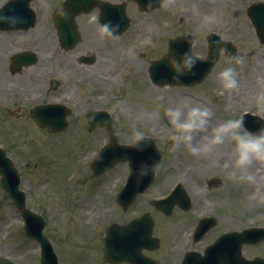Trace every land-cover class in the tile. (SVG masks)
Listing matches in <instances>:
<instances>
[{
	"label": "rangeland",
	"instance_id": "1",
	"mask_svg": "<svg viewBox=\"0 0 264 264\" xmlns=\"http://www.w3.org/2000/svg\"><path fill=\"white\" fill-rule=\"evenodd\" d=\"M3 1L0 0V5ZM175 1L173 0V3L167 7L165 6L158 14L145 15L139 12L134 14L130 12L134 24L124 39H108L101 34V27L97 21L94 23L92 20L94 15L81 16L79 18V25L82 31L80 45L74 51L57 54L53 62H48L47 57L53 52L55 53L57 44L53 41V38L49 39L48 36H43L42 34L43 28L53 26H47V23L42 21V25L40 24L33 33H30L27 39L37 42L44 63L42 67L39 66L38 68L27 70L22 78L10 75L6 53L23 38L18 36L7 38V36L0 34V93L2 89H14V87H22L25 84L40 86V84H36L39 75L42 82L47 78L61 79L60 81L64 83L66 93L72 96L69 97L70 100L74 97V89L78 87L80 98L90 93L95 99L94 101L90 100L93 103L92 106L109 108L118 120L117 130L121 134L122 139L132 134L135 135L136 131H144L149 134L151 129H154L151 133H154L155 130L164 131L165 134L169 133L171 131V124L167 116L169 108L180 107L186 112L188 108L203 106L212 110L213 116L209 122L208 132L197 133L196 141H201L218 124L227 120L240 119L243 111H251L264 118V111H260L255 102V97L264 91V46H261L257 38H255L254 29L246 13L247 6L251 2L261 0H240L239 2L236 0H223L217 13H214L215 10L211 8L217 6V1L206 3L210 5L207 10L205 5L201 3L199 10L196 7L192 11L190 10L189 14L192 17L183 21L180 25L178 21L179 17L182 18V14L172 16L173 11L178 8L183 10L184 7H190V4L189 0L174 3ZM60 4L61 0H41L38 8L43 13V7H51L50 13H52L56 8L61 7ZM236 9H238L236 11L238 14L236 13L237 16L235 17L232 11L235 12ZM211 25L214 28L210 27ZM212 29L220 31L228 39H234L237 45V53L234 58L222 57L214 69L213 75L209 77L204 86L192 89L156 88L151 84L147 74L148 62H153V58L158 57L163 52L154 51L158 36H162L160 38V46L165 49L169 40L178 34L186 32L197 34L198 40L195 45V53L205 56L207 46L205 33ZM151 45L153 47L149 50ZM140 46H144L148 50L142 54L135 53L136 48ZM82 52L92 53L97 58L96 63L92 67L78 66L77 63L72 61V55ZM238 60H241L242 63H237ZM227 68L235 69L239 85L237 89L231 91L224 90L219 79L220 73ZM45 71L55 73L42 76L41 74H44ZM86 77L88 79L91 77L89 83L80 84L79 80H83ZM33 91L36 92L35 89ZM221 91L224 92L223 95L219 94ZM4 95L1 96L5 100L7 97ZM9 96L11 100L15 101L13 92ZM51 97L55 96L52 95ZM74 98L77 100L76 96ZM17 101L22 102L19 98ZM21 113H14L13 119L10 121L11 130L6 125V122L9 123L11 116L6 111L1 114L0 137L3 135L6 139H10L14 134V141H17L15 135L22 133L18 132V127L27 122V118L29 119L27 115ZM4 115L9 119L6 118L4 120L2 118ZM149 127L151 129L148 130ZM40 132L38 130L28 132V137L14 148L15 155L25 163L24 172L27 170L33 171L31 172L33 176L28 174L30 183L25 184L24 188L29 191L30 206L36 212L45 214L49 218L50 227L48 233L58 247L57 250L62 259V264H105L102 259L101 246H99L98 242L99 238H94L89 245L84 238H76L81 232L76 235L75 231L78 230L70 228L71 223H75L77 229L85 226L87 221L85 210H78L80 208H77L76 211H61L58 206L60 202L57 200V196L50 190L46 191L47 184L44 180L36 179L38 175L36 173L44 172L45 168L44 164L38 163L40 161H52L50 168L55 167V163L58 161V168L50 170H57L54 175H57L56 179H59L60 184L61 179L70 173L71 170L69 169L72 165L66 143L64 141L57 143L59 140L52 139L53 136H49L42 152L41 150L36 152V154H41L43 160L40 156L33 154V149L40 148V144H43L45 139L48 138V136H43ZM97 135H89L88 140H91L96 145L98 143L96 141ZM99 139L102 140L101 134H99ZM159 143L160 148L165 153L166 160L159 180V184L162 187L159 191L161 194L167 187L166 183L168 181L169 183L172 182L175 178L173 176L179 174L180 171L182 172L188 165L201 163L206 166H213L217 160L220 161L227 158L223 167L221 165L218 168L209 170L206 167L205 170L201 171V174L196 173L188 184L185 183L186 188L189 191L191 189L192 196L198 197V194L205 188L203 184L205 178L213 174L222 175L226 184L219 191L221 192V200L226 202L228 197L232 199L233 195L236 196V201L232 206L228 208L223 205L225 215H237V219L233 221L234 224L224 225L225 229L232 226L242 228L252 224H264V207L253 199L255 195H259L264 204V165L254 164L247 173H241L231 166L226 167V165L231 164L227 162L229 159L232 160L233 148L232 143L227 141L224 145L202 155H192L184 145L174 148L173 141L170 138L168 140L161 138ZM173 164L175 166H172ZM167 165L179 170V172L166 174L167 170L164 168ZM88 172L89 170H86L82 173V176H89ZM120 172L119 168L113 173L112 189L114 190L121 187ZM234 172L235 176L233 175ZM246 175H253L255 181L249 182L246 178H241V176ZM48 176H50V179ZM41 177H47L48 183H50L53 176L45 173ZM165 179H167L166 182H164ZM40 181H44V183L41 182L39 185ZM160 193L158 191L157 193L152 192L146 197V200L153 195H160ZM214 195L209 193L205 195V198L209 200ZM88 204L95 214L101 208H104V205H100L96 196L94 199L91 197L88 200ZM143 204L141 207L143 211L149 210L157 218L156 221H160L158 218L161 216L154 214L151 208L145 206V203ZM202 205H204V200ZM139 211L135 210L134 213ZM109 212L112 215V218L107 219L109 223L111 221L128 220L115 203H112ZM194 219L195 215L193 213L186 214L177 211L172 218L162 217L159 223L156 222V232L162 242L163 249L161 252L156 253L155 256L163 254L166 258L171 257L169 260L173 262L170 264H176V260L179 259L181 246L190 242L187 238L192 228L191 225L195 222L193 221ZM59 225L60 228L57 231ZM22 227L23 221L20 214L0 188V264H40L39 245L25 237ZM161 227H164V229ZM224 227L219 226L216 234L224 230ZM209 242L206 239L200 246H205ZM87 244L90 246L89 248L86 247L88 246ZM262 246L257 249L247 248L244 253L247 256H250L251 252L264 255V247Z\"/></svg>",
	"mask_w": 264,
	"mask_h": 264
},
{
	"label": "clouds",
	"instance_id": "2",
	"mask_svg": "<svg viewBox=\"0 0 264 264\" xmlns=\"http://www.w3.org/2000/svg\"><path fill=\"white\" fill-rule=\"evenodd\" d=\"M173 3V0H164V6ZM95 22L97 18L92 17ZM118 28V26H117ZM115 30L110 23L101 26L100 31L102 35L110 38H115ZM195 59L190 53H185L180 61L175 57L170 61V66L175 70L177 75L185 74V71H191L195 67ZM237 63H242L238 60ZM219 79L222 82L224 90H234L238 88V81L236 79V72L233 68L223 70ZM223 95L224 92L219 93ZM255 102L260 111H264V91L260 92L255 97ZM169 122L172 125V134L170 139L173 141V146L178 147L184 145L188 148L192 155H202L211 152L215 148L231 142L232 161L226 167H233L241 173H247L254 164L264 165V128L259 129L256 133L248 131L244 127L243 117L240 119L227 120L212 128L211 133L205 135L201 141H196L197 133H207L209 122L213 116V112L208 107L195 106L188 108L185 112L182 108H169L167 111ZM146 137L141 132H136L135 141H144ZM159 165H154L151 169L155 171ZM148 169H143V174H147ZM235 176V172L233 173ZM242 179H247L249 182H254L253 175L241 176Z\"/></svg>",
	"mask_w": 264,
	"mask_h": 264
},
{
	"label": "water",
	"instance_id": "3",
	"mask_svg": "<svg viewBox=\"0 0 264 264\" xmlns=\"http://www.w3.org/2000/svg\"><path fill=\"white\" fill-rule=\"evenodd\" d=\"M1 165L3 168H1ZM0 172L3 175L2 185L8 189V192L11 194L12 198L16 201L18 207L21 209L24 206V199L21 193L18 192V185L14 182V179H8V176L11 174L15 175V178L18 179L17 174H15V170L11 163L8 160H5L4 157L0 156Z\"/></svg>",
	"mask_w": 264,
	"mask_h": 264
}]
</instances>
